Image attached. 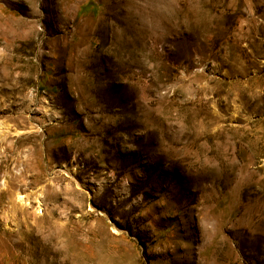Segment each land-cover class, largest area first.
Wrapping results in <instances>:
<instances>
[{"label": "rangeland", "instance_id": "1", "mask_svg": "<svg viewBox=\"0 0 264 264\" xmlns=\"http://www.w3.org/2000/svg\"><path fill=\"white\" fill-rule=\"evenodd\" d=\"M0 264H264V0H0Z\"/></svg>", "mask_w": 264, "mask_h": 264}]
</instances>
